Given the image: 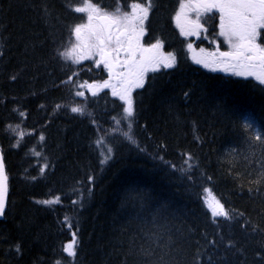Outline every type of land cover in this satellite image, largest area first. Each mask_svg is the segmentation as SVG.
Returning a JSON list of instances; mask_svg holds the SVG:
<instances>
[{
    "label": "trees",
    "instance_id": "16d2710c",
    "mask_svg": "<svg viewBox=\"0 0 264 264\" xmlns=\"http://www.w3.org/2000/svg\"><path fill=\"white\" fill-rule=\"evenodd\" d=\"M85 1L87 0H0V141L5 150L10 179L9 208L5 218L0 221L1 264H57V261L60 264H73V260L74 264H196L197 258L200 259V264H206L217 261V258L224 255L223 250L227 247L230 253L226 259L228 263L258 264L260 246L254 242L261 240L263 233L255 230L253 242L248 237L246 242H216V235L220 236L229 230L224 224L229 219L213 218L209 210L205 213L199 197L201 209L196 203H181L176 213L160 204L155 205L152 212L137 207L132 209V217L138 218L142 223L155 212L156 216L163 217L167 225L165 237L159 235V231L151 229L145 234L148 242H139L143 240L140 236L147 226L137 223L129 216L126 208L123 212L119 208L120 204L136 201L131 196L117 190L110 192L108 196L95 197L97 201L93 203L94 211L86 212V204L89 205L95 198L81 201L75 197L74 192L58 183L67 169L73 173L86 163L89 155L81 144L85 138L105 145L103 136L109 132L117 137L128 133L137 141L136 147L131 148L132 152L138 154L139 149L148 152L143 147V136L140 137L136 130L139 127L138 114H144L146 125L155 134L156 139H153L157 144L167 148V155H163L161 160L175 155L178 161H189L191 158L188 164L194 163L200 154L195 156V153L203 149V143L205 140L210 141L212 135H215L216 141L219 136H232L227 125H232L231 116L235 112L237 116L247 114V120L264 130V84L254 77L232 74L234 72L203 69L182 54L175 68H161L150 72L144 79L142 88L133 87L131 96L135 111L130 120L131 128L126 127L123 118L126 103L112 95L113 88H101L97 92L89 88H99L107 79L101 76L105 67L100 64L98 69L96 66L99 53L92 50L93 54L89 56V45L94 42L89 37V29H83L80 40H77L73 31L84 19L76 11V5ZM90 1L99 5V11L104 9L109 12L115 8V3L119 1L120 4L123 0ZM173 1H156L148 24L146 42L160 38L166 48L173 49L185 44L184 39L178 36L170 14ZM92 24L96 28L101 27L96 20ZM77 44L81 47L73 55H85L87 59L75 63L71 58L60 55ZM106 50L114 58L113 49L109 47ZM14 75L17 77L15 81L11 79ZM69 77L72 78L71 82H68ZM62 81L65 83L62 84ZM78 92H83L84 96L76 95ZM189 98H192V102ZM55 103L60 105L58 111ZM217 104L225 112L212 117L211 112L207 111V105L213 107ZM72 107L84 108V114L73 113ZM189 110L192 112L184 113ZM21 112L24 116L20 115ZM190 120L203 121L208 127L203 132H190L184 126ZM17 125L18 132L25 134L22 140L9 129V126ZM100 131L103 136L99 140L94 132ZM249 133L256 134L255 131ZM41 135L45 137L43 141L40 140ZM18 142L19 146L16 147ZM210 144H214L208 154L211 160L224 153V144ZM57 152L67 157H57ZM104 155L108 153L105 152ZM58 158H64L63 163L60 160L58 162ZM114 160H117V154L111 152V158L107 162ZM57 162L63 164L60 173L57 171ZM168 163L172 169L179 166L169 161ZM79 164L83 165L77 166ZM128 167L119 162L111 173L119 183L126 180L125 186L134 185L133 181L137 185L138 181L134 180L135 175H129ZM32 177L37 179L33 180ZM112 181L107 177L105 186L113 184ZM156 191L170 193L172 189L165 187ZM57 197L60 198L59 203H38L55 200ZM153 199L159 201L156 197ZM219 199L222 202L221 199L224 198ZM73 201H76L75 207L80 211L75 215L68 210V205L72 206ZM226 205L230 208L228 202ZM187 206L202 212L205 219L213 225L215 245L198 241L196 236H203L204 231L193 229L192 226L189 229V224L185 226L183 219L197 221L192 215L184 217L188 214L184 211ZM120 215L125 217L123 224ZM65 217L68 218L67 223L64 222ZM160 218L153 221H159ZM230 219H234V216ZM242 222L240 220L239 224ZM73 228L77 230L74 231ZM261 229L264 230V220ZM73 232L78 240L77 255L74 258L64 251V247L73 238ZM174 233L176 234L173 235ZM17 245L20 247L19 253L15 250ZM217 245H223V249L220 250ZM260 259L264 264V254Z\"/></svg>",
    "mask_w": 264,
    "mask_h": 264
},
{
    "label": "bare ground",
    "instance_id": "6f19581e",
    "mask_svg": "<svg viewBox=\"0 0 264 264\" xmlns=\"http://www.w3.org/2000/svg\"><path fill=\"white\" fill-rule=\"evenodd\" d=\"M189 100L192 102V98H189ZM179 104L181 106L180 102ZM55 105L57 104L55 103ZM186 111L184 112L185 114H189L190 112H192V110H189L188 112ZM207 111L211 112L212 117L213 115H223L225 112L223 111L220 104L214 105L213 107L207 105ZM233 114L234 116H231L233 119L232 125H227V127H230L229 129L232 136L223 138L222 136L218 135L219 140L217 141L215 135H212V138L209 139L210 141L204 139L205 143H203V149L198 150V152L195 153V156H197L199 153L200 154L195 158L194 163H190L191 165H193L191 171L187 166L191 158L189 161H187V164V159L178 161V158L175 157V155L170 156L169 159L164 158L163 160H161V158H163V155H167V148L165 149L164 145L160 146L159 144H157V141L155 140V134L146 125V120L143 117L144 114H141L140 116L138 114L137 125H139V127L136 130L140 137L143 136L145 141V146L143 147L144 149H148V152H144L139 149L138 154L134 152H128V154L126 155V149L131 151V148L136 147V140L132 139L130 141L127 136L117 137L112 132H109L105 136H103L102 131L94 132L97 139L100 140L101 135L104 137V140L106 141L105 145L90 142V140L85 138V140L81 142V144L84 146L86 152L89 155L87 161L85 160L86 163L84 164V166H82L83 164L77 165H81L82 167H77L78 170L72 173V181L69 176V170L67 169L66 174L59 180L58 183L67 188V190L74 192L75 197H78L81 201H85V199L87 198H99L101 197V195L108 196L110 195V192L120 190L122 193L129 195L134 200H136L124 205H121L119 203V208L121 209V211L123 212V209L126 208L129 212L130 217H132L131 210L135 207H137V209H144L148 212H152L155 205L157 204H160V206L162 207L164 206L166 209L169 208L170 211H175L174 213L177 212L176 209L181 203H184L185 205H195L196 203L197 206L201 209V207L199 206L198 197L200 198V201L203 205L202 210L205 213H207V210H209L211 213V209L208 207V205L210 204L207 196L209 193L215 194L218 198H224L221 199L222 202L219 199V202L223 204L224 208L230 212L231 218L232 216H234V219H229L228 223H224L226 225V228H229V230L222 233L220 236L216 235V242H246L247 237L250 242H253L252 236L255 234V231H253V229H255L263 233V238L259 241L254 242L256 245L260 246L259 250L261 256L262 254H264V230L261 229V224L264 220V140L256 141V134L250 135L249 131H246V129L244 128V120L246 119L245 116H248L247 114H238V116L236 112ZM93 120L100 121L99 119ZM91 121L92 120H90V122ZM125 124H127V121H125ZM207 125L203 121L201 123L199 121L191 120L187 121V126L186 122L184 124L185 128L190 132H203L205 131L206 127H208ZM211 142L216 143L218 146L224 144L222 146L224 155L222 154L217 159L211 160L208 157V154L210 153L212 146L214 145L210 144ZM106 148H111V152L117 154V160H114V163L111 161V163L106 162L102 165L100 161L105 157L104 154L106 152ZM79 151L81 150L79 149ZM204 151H207L208 153H205ZM120 153L122 155H126L125 158L122 159L120 157ZM57 157L67 156H62L57 152ZM63 159L64 158H58V160L62 161ZM88 160H90L91 162V166L89 168H87ZM168 161L172 164H175L176 166H179L175 169H172ZM119 162L124 163V165H126L127 167L129 166L128 173L129 175H135L134 180L138 181L137 185L133 183L134 181L132 182V184L134 185L129 186H125V184H127L126 180L121 181V183H123L124 185L117 181V177H114L111 171ZM109 164L112 165V167L109 166ZM62 169L63 167L57 162V171L59 170L58 172L60 173ZM89 177H92L91 182H89ZM107 177L111 181L113 180V184L105 186L106 184L104 183H106ZM163 182L165 185L163 184ZM165 187L172 189V191L170 193L164 191H160L157 193L156 190H162ZM205 189H207L208 191H205ZM155 197L158 198L159 201L154 200L153 198ZM96 201L97 199L95 198L89 205L86 204V208L88 206L86 212L94 211L93 203H95ZM226 202H228L230 208L227 207ZM75 205L76 204H72V206L68 205V210L72 211L74 215L80 212L75 207ZM184 209H186L184 210L186 211L185 213H188L184 215L185 218L189 217L190 215L194 216V218H197V221L183 219L182 221L184 222L185 226L189 224V229H191L192 226L193 229L198 228L201 230V232L204 231L205 233L203 236H196L198 241H215V237L213 236L215 234L213 231L214 227L205 219L203 213L200 211H194L192 209V206H187ZM210 216L213 217L212 213L210 214ZM132 218L140 225L147 226L145 232H143L140 236V238H143V240H140L139 242H148L145 234L147 233V230L151 229L159 231V235H164V237L166 236L165 229L167 225H165V220L162 219V216L161 218L159 216H156L155 212L153 213L151 218L145 219V222L143 221L144 223L140 222L138 218ZM159 218V221H153V219ZM120 219L121 221H123V224L125 217L123 215H120ZM240 220H243L241 224H239ZM163 228L164 230L161 231V229ZM175 234L176 233H174L173 235ZM90 235H92L91 232ZM139 235L140 231L138 233V236ZM136 238L138 239V237ZM173 242L171 243L173 244ZM217 246L220 250L223 249V245ZM245 248L248 249L247 247ZM227 249L228 247L226 248V250H223L224 255L217 258V261L206 262V264H232L228 263L226 260L227 257L230 256V253L228 252L229 250ZM150 252L153 251L150 250ZM260 256L258 258V264H262V262L260 261Z\"/></svg>",
    "mask_w": 264,
    "mask_h": 264
},
{
    "label": "snow or ice",
    "instance_id": "6c2138e0",
    "mask_svg": "<svg viewBox=\"0 0 264 264\" xmlns=\"http://www.w3.org/2000/svg\"><path fill=\"white\" fill-rule=\"evenodd\" d=\"M154 7V0H145L144 3H137L133 5V12L131 14L124 13L119 14V8L116 9V14L108 15V14H100L99 9H97L94 5L88 4L87 8L81 7L76 9L77 12H85L88 11V25H77L74 27L73 31L77 40L81 38V32L83 28L89 29V37L93 38L94 42L89 45V56L93 54L92 50L96 53H99L101 59L96 61L97 65L103 64L111 73L113 70V64L110 62L109 57L112 53L107 52L106 49L112 46L113 43V35L111 29H116L117 35L115 37L116 48L113 49L114 52L118 53L121 46V37L127 36L129 48L126 49L129 56L134 57L137 51H140L138 48H133L131 43V34L135 32L136 27L140 28V34H144V24L145 21L149 19L150 11H152ZM183 8V5H182ZM203 8L204 12L211 13L214 8H218L220 15V35L225 38V42L229 44L232 48V51L221 52L219 54V58L214 59L212 61L205 60H197V63L204 64L205 67H211L213 64L217 66H222L224 71H233L236 75L239 76H254L260 83L264 84V47L258 44L256 41L260 36V32L258 30L264 29V0H224V2H218V0H205L204 3L197 6V22L192 25V28L195 30H199L203 27L199 23L200 11L199 9ZM97 13V18L104 20L106 23L99 28L93 26L92 21L94 19L92 13ZM176 20L178 23L181 21V14L178 13L176 16ZM108 30V35H104V30ZM181 31L184 35H191L192 31H185L183 24H181ZM81 47L80 44L75 45L72 49H68L63 53H60L61 56L71 58L75 63H79L81 60L87 59L88 57L85 55H73L76 52V49ZM161 47V43L158 41L156 44L151 46L152 49H159ZM192 47L191 44L188 46ZM151 49H143L141 53V59L139 62L132 60L131 63L129 61H125V67H128L130 70V74H134L136 79L132 81L130 87L125 89L123 92H118L115 89L112 91L113 96H118L121 101L126 103V107L123 108L124 120L129 121L126 127L131 128L130 118L134 116V102L131 96V88H142L144 86V77L145 74L149 71L156 72L163 67L164 69H172L177 66L176 57L172 54H168L166 56H148L145 57L143 52H149ZM195 59V58H194ZM135 69V72L132 73L131 70ZM13 81L17 79L14 75L11 77ZM71 77H69V81L71 82ZM65 83L64 81L61 82ZM109 82L104 81L101 88L109 87ZM78 96H84L83 92L76 93ZM95 95V93H93ZM187 95V94H186ZM43 107V106H41ZM59 109L60 105L56 106ZM84 108L82 107H72L71 111L73 113L84 114ZM21 116H24V113H20ZM244 126L246 131H255L256 141L264 140V130H261L256 125H254L249 120H244ZM19 125L12 127L9 126V129L17 135L20 140L24 137V132H18ZM131 141V136L128 133L124 134ZM45 137L43 135L40 136V140L43 141ZM134 142V141H133ZM99 143V141H97ZM16 147L19 146V142ZM105 151L108 153L100 161L103 165L107 162L108 159L111 158V148H106ZM39 155V153H37ZM187 164V161H186ZM189 170L193 168V165L187 164ZM47 167V165H45ZM41 174H43V169L41 170ZM7 179L8 177L5 175V164L3 156L0 155V217L5 215V206H6V194H7ZM33 180L37 179V177H32ZM210 179V178H209ZM92 181V177H89V182ZM205 191H208L205 189ZM60 198L57 197L55 200H43L38 201V203H42L45 205H52L54 203H59ZM73 204L76 201L72 202ZM208 207L211 209V213L213 218L223 217L225 219H230V212L224 208V205L219 201H216L215 204H210ZM65 223L68 222V218L65 217ZM68 227L71 228V224L68 223ZM243 227V225H242ZM255 231V229H253ZM72 240L64 247V251L70 257H75L77 255L78 249V240L76 238V233H72ZM210 244L215 245V241H209ZM16 252H20L19 245L16 246ZM57 264H60L57 261ZM74 264V260H73ZM196 264H200V259L197 258Z\"/></svg>",
    "mask_w": 264,
    "mask_h": 264
},
{
    "label": "rangeland",
    "instance_id": "374dc122",
    "mask_svg": "<svg viewBox=\"0 0 264 264\" xmlns=\"http://www.w3.org/2000/svg\"><path fill=\"white\" fill-rule=\"evenodd\" d=\"M87 6H88V4L84 5L83 7L87 8ZM93 13H94V12H93ZM93 13H92V15H93ZM82 14L86 16L87 21H88V15H89L88 11H85V12H83ZM145 22H146V21H145ZM192 25H193V24H189V23H188V24L186 25L185 29L188 30V31H190V30L193 31L194 29L192 28ZM187 28H188V29H187ZM83 31H84V30H82V32H83ZM144 32H145V24H144ZM134 34H136V39H135V35H134V37H132V35H131V43L133 44V45H132L133 48H134L135 45H138L137 40L140 39V38L143 36V35L140 34V28H139L138 26L136 27ZM121 39L123 40V42H128V38H127V36H122ZM138 48H139V50H141V52L143 51V49H141V46H140V45L138 46ZM145 49H151V48H145ZM120 50H121V47H120ZM120 50H119V51H120ZM160 50H161V51H160ZM106 51H107V50H106ZM107 52H109V51H107ZM143 55H144L145 57H148V56H161V55L166 56V55H168V54L165 53L164 50L161 49V47H160L159 49H151V51H149V52H143ZM133 59H134L135 61L139 62L140 59H141V55H140V56H134V57H132V58H130V59L126 58V61H129V63H131ZM214 59H216V57H215L214 55H209V56L201 55V60L211 61V60H214ZM109 60H113L112 55L109 57ZM122 62H123V61H122ZM122 62H121L120 60H117V61H114L113 65H114V66H118V65L121 66V65H122ZM123 63H124V62H123ZM212 68L217 69L218 66L216 65V66H213ZM131 72L134 73V72H135V69H132ZM108 77H109V79L111 80L110 82H111V84L113 85V87H114L116 90H121V91H124L125 88H127L126 86H123V85L120 86L119 82H120L121 80H122V81H123V80H127V82L130 83V82H132V81H134V80L136 79V76H135L134 74H130V70H129L128 67H126L125 71H121V70H118L116 67H113V70H112L111 73H109ZM93 91L95 92L96 90L94 89ZM55 106H57V105H55ZM56 111H58V109H56ZM80 152H81V151H80ZM128 152H129V153H132V151H129V150L126 149V155L128 154ZM126 155H122V154L120 153V157H121L122 159L125 158ZM60 161H61L60 163H63L62 160H60ZM58 162H59V160H58ZM60 165L63 167V164H60ZM90 166H91V162H90V160H88V162H87V168H89ZM109 166L112 167V165H110V164H109ZM81 171H82V169H81ZM69 176H70L71 181H72V173H71V172H69ZM207 199L209 200V204H211V203H212V204H215L216 201H219V200L214 196V194H212V193H209V194H208Z\"/></svg>",
    "mask_w": 264,
    "mask_h": 264
},
{
    "label": "water",
    "instance_id": "95a60500",
    "mask_svg": "<svg viewBox=\"0 0 264 264\" xmlns=\"http://www.w3.org/2000/svg\"><path fill=\"white\" fill-rule=\"evenodd\" d=\"M0 155H2L1 151H0ZM5 175H6V171H5ZM7 198H8V184H7L6 204H7Z\"/></svg>",
    "mask_w": 264,
    "mask_h": 264
}]
</instances>
